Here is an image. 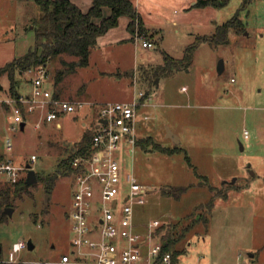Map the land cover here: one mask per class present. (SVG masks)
Returning a JSON list of instances; mask_svg holds the SVG:
<instances>
[{"label":"rangeland","instance_id":"rangeland-1","mask_svg":"<svg viewBox=\"0 0 264 264\" xmlns=\"http://www.w3.org/2000/svg\"><path fill=\"white\" fill-rule=\"evenodd\" d=\"M192 1L138 0V10L151 27L146 35L140 33L138 44L104 39L92 48L88 65L65 71L56 85L60 96L92 100L93 105L61 112L52 121L40 120L39 114L32 112L25 115L21 129L14 123L7 101L12 98L9 78L6 73L0 76V158L17 165L29 163L38 177L17 193L9 183L6 198L10 203L4 207L13 211L0 221L1 260L59 264L62 254L71 252L74 231L68 215L75 173L58 162L85 133L93 132L101 103L131 99L143 91L149 98L140 111L148 118L137 121V136L149 135L162 145H178L183 150L165 154L120 140L115 155L122 169L150 189L145 203L134 206L136 231L145 233L146 225L158 219L160 237L167 228L176 236L184 232L175 246L187 248L177 262L186 264L196 250H205L208 244V239L204 240L208 214L204 203L216 190L225 188L224 180H234L232 184L245 187L228 189L226 200L217 199L213 224L222 229L221 239L229 237L232 249L243 248L242 260L264 261V249L255 258L248 254L264 245V0H249L246 5L243 0H229L222 7L194 6ZM108 13L105 7L104 14ZM236 13L245 24L244 31L230 28L226 42L212 39L215 25ZM38 14L33 0H0V66L33 46L32 20ZM124 23L123 17L115 32L122 33ZM145 38L154 45L142 46ZM193 43L192 58L186 62L182 58ZM61 59L46 63L52 84L56 72L67 67ZM63 59L75 58L66 55ZM220 59L222 71L218 69ZM15 76L19 90L29 92L33 73L23 71ZM168 130L179 142L167 136ZM32 154L36 156L33 161ZM198 174L207 176L215 189L211 191ZM6 183L0 181V188ZM177 186H186L178 197L163 193ZM122 188L126 189L125 183ZM123 191L118 196V210L124 202ZM221 217L225 219L218 222ZM20 240H31L34 247L18 250ZM10 250L15 251L14 262L6 261Z\"/></svg>","mask_w":264,"mask_h":264},{"label":"built area","instance_id":"built-area-1","mask_svg":"<svg viewBox=\"0 0 264 264\" xmlns=\"http://www.w3.org/2000/svg\"><path fill=\"white\" fill-rule=\"evenodd\" d=\"M135 33L133 38L141 37ZM141 45L151 47L154 42L143 39ZM33 73L31 89L20 93L17 98L7 99L13 111L15 124L25 122V115L39 114L40 120L52 121L61 112H72L94 102L78 99L55 97L50 88V77L46 64L25 70ZM131 100L108 101L101 103L98 118L92 132V150L88 157H76L74 166H80L75 174V187L69 219L74 235L71 238L72 250L62 254L59 264H173L170 251H163L158 219L146 225V232L136 231L134 206L145 203L149 191L131 173H124L116 159L119 142L125 139L134 145L135 118L140 98ZM40 126V121L36 127ZM60 126V123H58ZM16 126H12L15 129ZM7 147L11 141L7 138ZM36 156L31 155L32 161ZM27 173L26 165H17L11 160L0 158V181L13 184ZM126 189L123 191V184ZM123 193V204L118 210V196ZM97 192L98 198L95 197ZM27 243L20 240L17 249L25 248ZM8 262H14L15 251L10 250Z\"/></svg>","mask_w":264,"mask_h":264},{"label":"trees","instance_id":"trees-1","mask_svg":"<svg viewBox=\"0 0 264 264\" xmlns=\"http://www.w3.org/2000/svg\"><path fill=\"white\" fill-rule=\"evenodd\" d=\"M39 8V14L32 20L33 31L35 35L34 44L28 49L26 53L21 56L14 57L11 60L0 66V76L4 73L9 78V90L12 98H17L20 95L18 88V79L15 74L29 69L35 68L40 64H46L48 60L54 58H62L61 61L67 65L66 68L58 70L55 78L50 81V88L55 97H61L56 85L63 79V76L68 71L75 69L77 66H85L89 62V55L91 49L97 44V38L107 32L110 28L117 26L119 18L126 16L129 18L127 28L134 35L141 33L146 35L148 28L144 25L140 13L137 11L133 0H91V5L87 10H82L71 0H33ZM229 0H196L194 6L222 7L228 3ZM249 0H243V5H246ZM108 7L109 13L104 14L103 9ZM234 28L238 33L245 29V24L239 18L238 14H234L229 19L221 24L215 25V32L212 39L221 42H226L228 39V31ZM139 30V31H138ZM151 37V34H150ZM195 44L188 46L185 50L182 60L189 62L192 58ZM73 56L75 59L66 61L63 56ZM67 70V71H66ZM66 71V72H65ZM54 85V86H53ZM23 114L26 115L23 109ZM136 145L141 147H151L154 150L172 154L182 151L181 146L166 147L156 142L152 136L137 138ZM65 150H68L66 148ZM92 150V133H85L78 142L69 150L67 157L62 158L58 165L64 170L77 173L80 171V166H74L73 160L76 157H88ZM187 159L188 156L186 155ZM209 189L213 191L215 188L208 182L205 175H200ZM234 180L228 182L225 180L223 185L225 188L221 191L216 190L210 199L205 202V206L209 210L214 205L217 196L225 197L228 189L237 188L232 184ZM0 188V221L3 219L4 206L9 204L6 198L7 193L13 185V190L17 193L23 190L26 185L25 179L21 178L17 182ZM186 190V186H177L173 188L164 189L165 195H173L178 197ZM201 205V204H200ZM208 217V216H207ZM207 220V219H206ZM162 226L157 228L160 231ZM185 231V230H184ZM184 235V232L178 236L174 235L170 228H167L162 234L161 240L163 243V251H170L172 255V263L177 264L178 257L182 253V249L176 248V243ZM0 264H11L0 259Z\"/></svg>","mask_w":264,"mask_h":264},{"label":"crops","instance_id":"crops-1","mask_svg":"<svg viewBox=\"0 0 264 264\" xmlns=\"http://www.w3.org/2000/svg\"><path fill=\"white\" fill-rule=\"evenodd\" d=\"M71 1L74 2L76 5H78L82 10H87L91 5V0H71ZM133 1H134V4L136 6L137 11L140 13V11L138 10V0H133ZM195 2H196V0L192 1V5H194ZM103 11H104V9H103ZM140 15L142 17L141 13H140ZM123 17H124V22H125L124 23V30L122 32L123 34L120 32L119 33L115 32L116 31L115 29L117 28V26L112 27L107 32H105L104 34L100 35L97 38V44L95 46L101 45V41H104V39L108 42H113V41L120 42L123 40H128L129 42L133 43L134 45L138 44L137 41L134 40L133 34L127 28L129 18L126 16H121L119 18V22L122 20ZM142 20H143L144 25L147 28H151L150 24H147V22L143 19V17H142ZM172 22L176 23V20H173ZM90 53H91V51H90ZM89 61H90V55H89ZM139 92H143V91H139ZM139 92H138V94H139ZM20 93H25V92L20 91ZM145 94H146V92L144 93V96L140 98L141 103H140L138 110H137V113H136V118H135V138L136 139L139 138L136 134V123H137V121L139 122L140 118H142V119L148 118V115L146 113H142L140 111L141 106H144V105L146 106L148 104L147 101L149 98V94L147 96ZM136 96L137 95L134 94L131 99H133ZM61 98H63V97H61ZM67 99H69V98H67ZM131 99H126V100H131ZM82 100H85V99H82ZM87 101L94 102L92 100H87ZM108 101H121V100H108ZM108 101H105V102H108ZM167 136L170 137L169 133L167 134ZM178 142H179V139H178ZM134 145H136V144H134ZM163 146H166V145H163ZM166 147H171V146H166ZM133 150H134V148L131 147V151H133ZM165 154H168V153H165ZM123 172L129 173L126 170H123ZM236 186H237V188H231V189L241 190L242 188L245 187L244 185H242V186L236 185ZM228 193H229V191H227V194L225 197L217 196L215 198L214 205H213L212 209L209 210V212L207 214L208 217H207V220L205 222V224H207L205 227L206 236L204 237V240L208 239V244L206 246V249L201 250V251L196 250L193 259L187 260L186 264H239V260L242 258V251L241 250L243 248L238 246L235 249H232L230 244H229L230 243L229 237H228V240L221 239L220 236L223 233L222 229L220 227L216 226L215 224H213V220L215 218V209H216V206L218 205L217 199L221 198V199L226 200L228 198V195H229ZM210 217H211V220H210ZM231 218L233 219V217H231ZM220 219L222 220L225 218L221 217L217 221L220 222ZM253 222H254V220H253ZM224 229H226V228H224ZM224 233H225V231H224ZM218 241L221 242V244H219ZM178 249H180V248H178ZM263 249H264V245L262 247H260L259 249H256V247H255V251L248 253L249 257L255 258L256 256H261L263 254L262 253ZM186 251H188L187 248H182V253H185ZM240 264H256V263H255V261H253L252 263H248L245 259H243V260L241 259ZM257 264H264V261H260Z\"/></svg>","mask_w":264,"mask_h":264},{"label":"water","instance_id":"water-1","mask_svg":"<svg viewBox=\"0 0 264 264\" xmlns=\"http://www.w3.org/2000/svg\"><path fill=\"white\" fill-rule=\"evenodd\" d=\"M224 68V64H223V60L220 59L219 60V63H218V69L219 71H222ZM25 126V122H21L20 123V127L21 129H23ZM168 133H169V136L175 141V142H178V138L176 136V134H174L172 131L168 130ZM26 167H27V173H26V178H25V182L27 185L29 184H32L34 182H37L38 181V177H37V174L35 172V170L32 168V166L28 163L26 164ZM56 177V174H54L53 178ZM47 197L49 196V192H47ZM4 213L5 214H8V215H11L12 211H13V208L12 207H5L4 208ZM27 246L29 249H32L34 247V244L31 242V240H28L27 242Z\"/></svg>","mask_w":264,"mask_h":264}]
</instances>
